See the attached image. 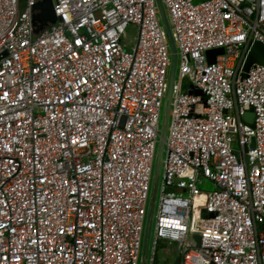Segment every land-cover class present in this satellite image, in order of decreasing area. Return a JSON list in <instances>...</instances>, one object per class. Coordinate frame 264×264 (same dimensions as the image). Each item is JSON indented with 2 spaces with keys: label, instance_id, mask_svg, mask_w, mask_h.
<instances>
[{
  "label": "built area",
  "instance_id": "obj_1",
  "mask_svg": "<svg viewBox=\"0 0 264 264\" xmlns=\"http://www.w3.org/2000/svg\"><path fill=\"white\" fill-rule=\"evenodd\" d=\"M163 3L178 66L145 239L172 62L156 0H0V264H157L161 241L177 264H264V65L242 71L264 0Z\"/></svg>",
  "mask_w": 264,
  "mask_h": 264
},
{
  "label": "water",
  "instance_id": "obj_2",
  "mask_svg": "<svg viewBox=\"0 0 264 264\" xmlns=\"http://www.w3.org/2000/svg\"><path fill=\"white\" fill-rule=\"evenodd\" d=\"M44 1V0H42ZM160 16L162 19V23L164 24V27L167 31L170 46H171V52H172V62L170 67V74H169V87L167 96L165 99L164 107H163V115H162V122H161V130H160V137H159V146L157 151V158H156V166H155V172L153 177V184H152V191L150 195L149 200V208H148V215H147V223H146V230H145V239L148 238V235L150 234V230L152 227L153 217L156 210V204L158 199V187H159V177L161 172V166H162V160H163V154L166 147V137L167 132L169 128L170 123V116H171V104H172V94H173V86L176 78V71H177V65H178V48L176 45V42L174 40L173 34H172V28L170 25L169 17L165 8V5L163 3V0H156ZM50 22L54 23L57 17H55L53 14L49 15ZM224 53L223 47H217L207 50L208 60L210 63L215 62L216 55ZM253 64H262L264 65V43L254 40L249 51L247 52V55L245 57L242 71L246 75ZM190 92H193L195 94H201L205 95V92L202 89H192ZM245 119L249 123L254 122V112L253 110H248L245 114ZM252 146L255 145V137H252ZM211 216H213V213H210ZM194 239L196 240V245L201 244V236L200 235H193ZM142 264H145L144 262Z\"/></svg>",
  "mask_w": 264,
  "mask_h": 264
},
{
  "label": "rangeland",
  "instance_id": "obj_3",
  "mask_svg": "<svg viewBox=\"0 0 264 264\" xmlns=\"http://www.w3.org/2000/svg\"><path fill=\"white\" fill-rule=\"evenodd\" d=\"M200 1H202V0H195V2H200ZM21 6L24 7V3L23 2L21 4ZM128 34H129L130 38H133V37L136 36L137 32H136V30L129 29L128 30ZM133 46H134V43H130L129 44V48L130 49H132ZM162 115H163V113H162ZM161 122H162V116H161ZM158 146H159V142L157 143V151H158ZM157 151H156V158H157ZM165 157H166V147H165V151H164V154H163L162 165H163ZM155 166H156V159H155V162H154L152 184H153ZM162 171H163V168L161 166V172H160L159 181H160L161 176H162ZM202 188H204V189H212L213 185L209 181H206L204 183V186H202ZM151 191H152V188H151ZM151 191H150V194H151ZM158 196H159V193H158ZM157 203H158V199H157ZM155 212H156V210H155ZM154 222H155V220H154V217H153L152 228H151V236L154 235ZM164 242L165 241H161L159 243V246H158V249H157V260H159V262L160 261L163 262V264H165V263L166 264H177L178 260L180 258V248L176 244L169 245L168 243H164ZM142 251H144V242H143V245H142ZM140 264H141V262H140Z\"/></svg>",
  "mask_w": 264,
  "mask_h": 264
},
{
  "label": "crops",
  "instance_id": "obj_4",
  "mask_svg": "<svg viewBox=\"0 0 264 264\" xmlns=\"http://www.w3.org/2000/svg\"><path fill=\"white\" fill-rule=\"evenodd\" d=\"M164 243H166V242H164ZM158 263H159V264H163V262H161V261L159 262V260H157V264H158ZM165 264H166V263H165Z\"/></svg>",
  "mask_w": 264,
  "mask_h": 264
}]
</instances>
